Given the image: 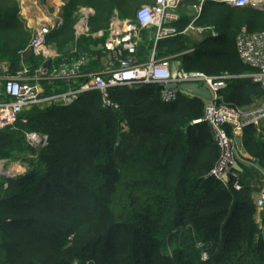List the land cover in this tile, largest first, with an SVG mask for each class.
I'll list each match as a JSON object with an SVG mask.
<instances>
[{
    "label": "trees",
    "instance_id": "1",
    "mask_svg": "<svg viewBox=\"0 0 264 264\" xmlns=\"http://www.w3.org/2000/svg\"><path fill=\"white\" fill-rule=\"evenodd\" d=\"M138 1L69 0L63 25L47 42L61 54L73 45L96 54L90 44L98 40L74 41L77 9L93 7V32L107 27L113 9L131 17ZM18 8L16 0H0V60L13 67L31 38ZM181 18L180 30L188 22ZM195 24L214 25L217 35L193 43L185 34L167 38L159 41V54L182 53L186 70L234 75L220 91L221 103L245 108L264 101L262 87L239 77L252 70L235 46L241 27L264 30V9L207 1ZM26 56L29 64L38 62ZM159 91L156 84L111 87L113 109L88 90L66 105L33 106L20 113L15 129H0V158L35 152L24 131L48 136L31 168L0 181V264H264L256 170L239 161L242 171L227 181L211 175L220 150L202 119L204 101L179 94L166 103ZM122 120L128 132L120 131ZM262 130L245 126L241 143L252 163L264 167Z\"/></svg>",
    "mask_w": 264,
    "mask_h": 264
},
{
    "label": "built area",
    "instance_id": "2",
    "mask_svg": "<svg viewBox=\"0 0 264 264\" xmlns=\"http://www.w3.org/2000/svg\"><path fill=\"white\" fill-rule=\"evenodd\" d=\"M195 1L197 5L194 9L197 13L207 1L237 7L249 5L257 8L264 5V0ZM182 4L183 0H154L152 4L140 5L131 17H121L118 10L113 9L108 26L93 32L89 27V19L94 11L89 7L80 8L73 25L74 41L76 43L83 36L98 40L91 44L92 47L102 46L97 56L90 51L78 49L76 45L61 54L53 44L47 42L48 35L63 25L62 14H52L47 20L38 23L31 28L28 44L17 52L16 67L6 60L0 62V129H15L20 113L33 106H48L56 103V100H61L60 105H66L88 90L100 93L104 107L117 109L118 104L108 97V89L111 87L156 84L160 87L161 101L170 103L179 94L200 97L179 87L183 83L196 84L209 92V97L203 98L202 119L208 122L220 150L210 174L221 181H225L224 175L227 180L230 173L235 176L231 164L251 159L242 147H237L235 139L242 134L245 126L253 125L260 130L264 123V102L249 111L221 103L218 101L220 91L232 76L227 73L212 76L186 70L180 67L173 56H157L159 41L185 34L192 28V24H189L180 30L175 25L180 20L179 8ZM235 46L241 62L252 70L247 76L264 89V30L250 32L246 28L241 29L235 38ZM26 55L35 57L38 62L35 65L29 64ZM47 59L50 64L44 67L43 62ZM95 62V67L88 69ZM57 82H62L66 88L57 92ZM44 83L51 85L49 93L43 92ZM169 83H175L176 86L168 88ZM247 116L252 117L241 120ZM119 125L121 132H128L125 120ZM227 127H230V133ZM24 138L34 149L42 148L48 141L47 134L29 130L24 131ZM233 184L237 189L240 187L237 179ZM255 204L256 209H264V183L258 191Z\"/></svg>",
    "mask_w": 264,
    "mask_h": 264
},
{
    "label": "crops",
    "instance_id": "3",
    "mask_svg": "<svg viewBox=\"0 0 264 264\" xmlns=\"http://www.w3.org/2000/svg\"><path fill=\"white\" fill-rule=\"evenodd\" d=\"M18 1V16L21 17L22 19L25 20L26 22V26L31 30V28H34L38 23L40 22H43L44 20H47L52 14L49 13L48 10H43L41 7L43 4L42 1L44 0H17ZM154 2V0H149L146 4H152ZM187 2V5L184 9L183 6L186 4ZM214 3H220V2H214ZM48 4V3H47ZM223 4H226V3H223ZM50 5V8L51 10L53 9V11L55 10L54 14L55 13H60L62 14V7L64 6V3L62 4V2L60 0H52V2L50 4H48L47 6L49 7ZM197 5V2L195 0H183V4L181 5V7L179 8V12H180V19H182V15L186 16L188 18V22L187 24L185 25V28L189 25V24H192L194 25V27L196 26H202V25H197L195 24V20L198 19V17L200 16V13H201V10L199 13H197L195 11V6ZM203 5V4H202ZM228 5V4H226ZM228 6H232V5H228ZM246 6H249V5H246ZM232 7H237V6H232ZM240 7V6H239ZM249 7H252V6H249ZM255 8V7H253ZM201 9H202V6H201ZM256 9H259V8H256ZM117 10V9H116ZM260 10H263V9H260ZM195 12V13H194ZM180 21V20H179ZM178 21V22H179ZM177 22V23H178ZM196 25V26H195ZM204 27H212L215 32H217L216 30V27H214V25H205ZM243 28H246L245 26L241 27V29ZM241 29L239 30V32L241 31ZM247 29V28H246ZM189 30V29H188ZM238 32V33H239ZM197 33V32H196ZM210 33L209 31L206 30V32H204V35L203 36H200L198 34H193V36L196 38V39H199L197 42H200L201 40L205 39V37H212V36H216V35H213V34H208ZM237 33V34H238ZM237 36V35H236ZM173 38V37H172ZM159 43V42H158ZM150 46V44H149ZM95 47V46H94ZM92 47V45L90 44V50L91 51H99L100 49H97V50H94ZM156 50H157V56L161 57V56H173L174 59L179 63L180 67H181V61L179 59V55L182 54V53H175V54H171V55H160L159 54V47H158V44H157V47H156ZM98 53L94 54L97 56ZM27 62H28V58H26ZM95 64L96 62L94 63V66L90 67L91 68H94L95 67ZM196 71H199V70H196ZM200 72H203V71H200ZM204 73V72H203ZM207 74V73H205ZM209 75V74H207ZM247 75L245 74H242V75H239V77H245ZM249 77V76H248ZM50 86L49 84L47 83H44V89H43V92L44 93H49L50 91ZM48 90V91H47ZM62 90H63V87H62ZM61 90V91H62ZM57 91V90H56ZM184 95V94H183ZM186 96V95H185ZM188 97V96H187ZM196 97V96H195ZM201 97V96H200ZM189 98H194V97H189ZM202 100H203V97H201ZM204 101V100H203ZM261 127H264V123L262 124ZM264 131V130H262ZM212 134V133H211ZM264 134V133H263ZM241 136V135H240ZM213 137V136H212ZM262 140H264V136H262ZM243 152L246 154V156L248 157H251L248 153H246L244 150ZM242 164L244 165H247V167L249 166H252L255 170H256V173L254 174V177L255 178H261V180L263 181L264 183V167L263 166H259V165H255L253 164V157H251L250 160H247V162L245 161H240ZM239 163V162H238ZM240 165V164H239ZM253 177V178H254ZM262 183V185H263ZM258 195V192H256L254 194L255 196V199ZM255 221L257 223V226H258V231H259V235L263 237L264 239V209H256V212H255Z\"/></svg>",
    "mask_w": 264,
    "mask_h": 264
},
{
    "label": "rangeland",
    "instance_id": "4",
    "mask_svg": "<svg viewBox=\"0 0 264 264\" xmlns=\"http://www.w3.org/2000/svg\"><path fill=\"white\" fill-rule=\"evenodd\" d=\"M61 2H64L67 3L69 0H60ZM149 0H139L133 7H134V10H136L140 5H143V4H146ZM16 2L18 3V1L16 0ZM52 2V0H44L41 4L42 5V9L43 10H48L49 13L51 14H54L55 10L53 11V9L51 10L50 8V5L49 7L47 6L48 4H50ZM48 3V4H47ZM19 4V3H18ZM187 5V2L186 4L183 6L182 9H184ZM82 7H89V8H92V11H94L93 7H90V6H80L77 11L75 12V18L77 17V14H78V11L80 10V8ZM195 13V12H194ZM94 14V13H93ZM93 16V15H92ZM109 22L107 23V26H108ZM196 26V25H195ZM200 28V29H199ZM209 31L211 34L215 33V35L217 34V32H215V30L212 28L211 30L204 27V26H196L194 27V25H192V28H189V30L185 33V35L187 36V38H189L191 40V43L193 42H197L199 39H196L193 34H198L200 36H203L204 35V32ZM197 32V33H196ZM208 33V34H210ZM187 51H190V49H188ZM4 60H0V62H2ZM8 61V60H7ZM10 62V61H8ZM17 64V63H16ZM12 65V64H11ZM246 74V73H245ZM230 75V74H229ZM231 76V75H230ZM232 77H234V75H232ZM57 88V87H56ZM59 90L61 91L62 90V87L58 88L57 89V92H59ZM73 102V101H71ZM264 101H257L254 105L250 106V107H245V108H240V109H243V111H249V110H253L257 107H259ZM61 103V100H56V103L55 104H59L60 105ZM41 134H45V133H41ZM39 150V149H34V153L30 152V151H23V152H20V153H17V152H12L11 153V156L10 157H2L0 158V181L4 180V177H15L17 176L18 174H21V173H25L28 168H31L30 166V162L32 159L36 160L37 158V153L36 151ZM21 164L24 168H23V171L22 170H17L14 165L16 164ZM17 171V172H16ZM256 177V176H255ZM253 178L252 182L256 185V186H259V187H262V183L263 181L261 180V178ZM3 189L5 188L6 186V183H3Z\"/></svg>",
    "mask_w": 264,
    "mask_h": 264
},
{
    "label": "water",
    "instance_id": "5",
    "mask_svg": "<svg viewBox=\"0 0 264 264\" xmlns=\"http://www.w3.org/2000/svg\"><path fill=\"white\" fill-rule=\"evenodd\" d=\"M257 8L264 9V5L258 6ZM101 47H102L101 45H98V46H95L93 49L97 50V49H101ZM49 64H50V60L49 59H47L46 61L43 62V66L44 67H48ZM175 86H176L175 83H169L167 85L168 88H173ZM179 87L182 90L186 91V92L201 96L203 98H208L209 97V92H208V90L205 87H198L196 84H191V83H183ZM251 117L252 116L243 117L241 120L245 121V120L250 119ZM235 142H236V145H237L238 148L242 147L241 136L236 137ZM231 168L233 170L237 171V172H241L242 171V168L239 165L238 161H234L231 164ZM223 180L227 181V176L226 175L223 176Z\"/></svg>",
    "mask_w": 264,
    "mask_h": 264
},
{
    "label": "bare ground",
    "instance_id": "6",
    "mask_svg": "<svg viewBox=\"0 0 264 264\" xmlns=\"http://www.w3.org/2000/svg\"><path fill=\"white\" fill-rule=\"evenodd\" d=\"M14 167L17 169V170H23V166L21 165V164H16V165H14Z\"/></svg>",
    "mask_w": 264,
    "mask_h": 264
}]
</instances>
